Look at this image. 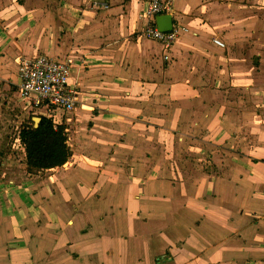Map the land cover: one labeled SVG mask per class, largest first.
Listing matches in <instances>:
<instances>
[{
	"label": "crops",
	"instance_id": "1",
	"mask_svg": "<svg viewBox=\"0 0 264 264\" xmlns=\"http://www.w3.org/2000/svg\"><path fill=\"white\" fill-rule=\"evenodd\" d=\"M98 1L0 17V100L46 55L75 62L82 102L62 168L0 163V264H264V0H170L169 51L141 34L150 0Z\"/></svg>",
	"mask_w": 264,
	"mask_h": 264
},
{
	"label": "built area",
	"instance_id": "2",
	"mask_svg": "<svg viewBox=\"0 0 264 264\" xmlns=\"http://www.w3.org/2000/svg\"><path fill=\"white\" fill-rule=\"evenodd\" d=\"M94 6L106 10L109 4L99 1L94 2ZM173 13L170 0H150L144 12V17L149 23L142 29V36L160 43L166 51L177 42L181 29L174 25L172 31L162 32L156 27L155 18ZM214 43L224 47L220 41L215 40ZM165 59L168 60V57ZM76 73V65L70 59L46 55L25 57L19 63L18 82L14 86L20 98L29 107L36 109L58 126L60 123L53 118V113L67 116L80 107L77 83L73 79ZM4 85L5 81L0 78V96ZM42 111H46L47 114H43Z\"/></svg>",
	"mask_w": 264,
	"mask_h": 264
},
{
	"label": "rangeland",
	"instance_id": "3",
	"mask_svg": "<svg viewBox=\"0 0 264 264\" xmlns=\"http://www.w3.org/2000/svg\"><path fill=\"white\" fill-rule=\"evenodd\" d=\"M27 1L28 0H0V17H2V19L3 18L7 19L6 15L15 11L13 7L17 8L18 2H21L23 4ZM66 1L68 2L69 0ZM80 1H81V3L79 2L80 4L77 3V5H73V6L70 5L69 8L71 9L79 8L80 10L91 9L93 10L92 11L93 13L97 11L98 12L102 11V9H99L94 6V2H99L98 0L97 1L91 0L90 1L91 5L89 3H85L86 0H80ZM7 24L8 22L5 23L4 21L3 22L0 21L1 26H6ZM45 25L49 28L52 25L55 26V18L48 17L47 19H42V20L41 18H36V20L28 21L27 23L25 22L23 26H26L25 31L27 34V38L29 37V35L33 33L39 39L42 37H47L48 33L47 31L44 30L46 28ZM57 25H59L58 22ZM11 72L12 71H10V73H2L1 76H3L4 79L9 76H10L9 78H12V80H14L15 78L18 79L17 73L13 72V75H11ZM13 93L16 95V97L13 94L12 101L9 100V102H7V99H3V98L0 100V129H1L0 130V163L2 162L3 159L7 158V153H10V155L12 154V156H14L16 161L20 162V160L22 159L23 147L20 141L18 140L19 130L21 126L27 122L28 118L31 115H41L39 111L29 107L25 102L20 101L21 98L16 94L17 93L16 91H14ZM79 99L80 98L78 96V100ZM81 103L82 102L79 101V104ZM42 113L47 114L46 111H42ZM72 115L69 114L67 116H64L62 113H53L54 116L53 118L57 120V122H59L60 125L66 124L67 128L70 129L72 124H67L66 120L67 119L69 120L72 117ZM42 173L45 172L42 171L37 174H33V176L42 175Z\"/></svg>",
	"mask_w": 264,
	"mask_h": 264
},
{
	"label": "trees",
	"instance_id": "4",
	"mask_svg": "<svg viewBox=\"0 0 264 264\" xmlns=\"http://www.w3.org/2000/svg\"><path fill=\"white\" fill-rule=\"evenodd\" d=\"M35 117L41 122L35 128ZM69 129L66 124L55 126L53 121L42 115H31L18 133L25 153V167L28 174L53 171L62 168L72 157L68 143Z\"/></svg>",
	"mask_w": 264,
	"mask_h": 264
},
{
	"label": "water",
	"instance_id": "5",
	"mask_svg": "<svg viewBox=\"0 0 264 264\" xmlns=\"http://www.w3.org/2000/svg\"><path fill=\"white\" fill-rule=\"evenodd\" d=\"M173 14H164V15H159L155 18V25L156 27L162 31V32H170L173 29L174 26V18ZM35 122V128H37L41 122V117H35L34 119Z\"/></svg>",
	"mask_w": 264,
	"mask_h": 264
}]
</instances>
